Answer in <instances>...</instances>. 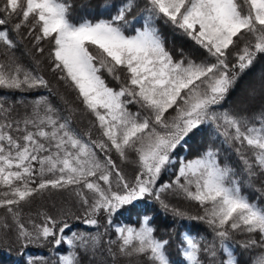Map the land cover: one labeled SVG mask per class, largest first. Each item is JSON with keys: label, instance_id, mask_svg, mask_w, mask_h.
Wrapping results in <instances>:
<instances>
[{"label": "snow or ice", "instance_id": "obj_1", "mask_svg": "<svg viewBox=\"0 0 264 264\" xmlns=\"http://www.w3.org/2000/svg\"><path fill=\"white\" fill-rule=\"evenodd\" d=\"M70 7L66 0H5L0 5V25L16 14L20 22L14 30L18 31L31 18L29 34L38 28L35 42L50 45L51 70L94 118L91 128L82 133L72 125L74 110L61 115L47 97L35 100L31 114L19 119L0 103V208L15 223L19 247L48 243L59 248L64 243L65 253L52 252L58 264H80L77 248L86 247V234L67 235L71 228L67 219L43 214L42 223L31 221V228L19 219L20 204L30 202L37 192L70 188L86 206L85 224L96 227L95 217L101 212L106 215L117 235L109 244L118 241L120 254L146 255L152 264H171L167 241L154 236L150 217L145 216L139 227L113 224L112 217L146 196L167 209L161 193L174 191L203 209V216L192 219L205 220L215 237L202 249L197 238L186 233L184 264H204L202 252L210 264H239L226 242L230 230L238 229L259 234L241 246L259 248L251 264H264V206L242 193L234 170L219 163L218 151L209 146L191 160L181 157L178 164L172 157L185 137L201 125H210L223 143L237 146L249 176L256 174L254 169L264 172V113L255 116L253 124L247 117L214 108L232 88L234 69L243 71L257 54H264V0H148L142 26L132 31H128L132 22L127 15L133 0L114 6V15L109 9L108 18L74 21ZM157 19L181 30L206 57L174 59L153 23ZM246 37L251 39L237 50ZM0 44L16 47L6 29H0ZM37 51L45 49L41 46ZM232 56L235 61L230 64ZM104 73L120 87H110ZM41 87L47 88L48 81L14 56L0 60V88L25 92ZM129 105L138 109L133 112ZM92 128L99 138H92ZM241 149H251V158ZM112 151L121 159L135 153L137 172L131 180L117 167ZM173 165L175 178L157 186L161 172L173 171ZM174 214L183 215L179 210ZM4 220L0 217V226L7 229ZM37 259L48 264L44 257ZM26 264H33V258Z\"/></svg>", "mask_w": 264, "mask_h": 264}, {"label": "trees", "instance_id": "obj_2", "mask_svg": "<svg viewBox=\"0 0 264 264\" xmlns=\"http://www.w3.org/2000/svg\"><path fill=\"white\" fill-rule=\"evenodd\" d=\"M126 2L127 0H66V3L71 5L69 12L74 21L82 18H108L109 9H113L112 14L114 15V6ZM4 3L5 0H0V5ZM147 4L148 0H133L132 11L127 15V19L132 22L128 31L142 26L143 18L147 15ZM0 18H3V13H0ZM19 22L18 15L14 14L8 17L7 24L0 25V29H6L16 44L14 49H8L7 46L0 44V60L14 56L25 67L42 75L48 81V87L25 92L0 88V103L5 107H10L12 115L19 119L31 114L35 100L40 97H47L48 101L60 110L61 115H68L70 110H74L72 111L73 127L79 132H87L91 128L90 122L94 118L83 108L81 102L76 98V93L58 78L57 73L51 70L47 56L50 45L47 41H41L39 44L35 42L38 28L29 34L31 18L27 25H22L16 31L14 30L15 25ZM153 23L159 29L165 47L174 59L187 57L199 61L206 57L205 51L184 35L181 30L174 28L170 23H165L163 19H157ZM249 39L251 38L246 37L245 40H241L237 50ZM41 46L45 49L44 53L37 51V48ZM229 51L232 49L230 48ZM234 61L235 56L229 58L230 64ZM234 71L236 79L232 88L225 99L219 105H215L214 108L247 117L251 123L255 124L257 121L254 117L264 113V54H257L252 65L243 71L238 68ZM104 77L110 87H120V83L108 76L107 73H104ZM243 95L247 96V102L242 99ZM129 109L135 112L138 106L129 105ZM13 135H17V133H13ZM92 138H99L98 130L95 128H92ZM184 144L187 145L186 148ZM209 146L218 151L219 163L222 166L228 165L234 170L236 179L240 181L242 193L250 201L264 206V172L254 169L256 174L249 176L248 172L245 171L240 155L237 154V146L234 143H223L222 138L214 134L210 125H201L199 129H195L185 137L181 145H178L172 153V157L178 164L181 157L185 160H191ZM251 151V149H241V153L249 158H251ZM97 155L103 158L104 154L97 151ZM110 155L117 167L129 180L136 175L135 153H129L127 159H121L115 151H112ZM172 167L173 171L166 169L161 172L157 186L170 183L175 178V165ZM86 194L91 195L90 193ZM161 200L169 205L167 209L162 207L160 201L150 196L135 201L132 205H126L112 217L113 224L138 227L145 216L150 217V223L155 228L154 236L158 240L167 241L165 250L171 264H184V257L182 256L184 235L187 233L196 237L203 249L215 239L212 227L205 220L192 219V217L203 216V209L196 202L185 199L179 192L166 191L161 193ZM85 208L86 206L79 202V198L70 188L62 190L49 188L43 192H37L30 202L20 204L19 219L29 228L32 227L31 221L42 223L43 214L67 219L71 225V228L66 230L67 235L71 236L72 232H76L77 235L86 234V247L77 248L80 264H152L146 255L120 254L118 241L109 244L110 241L117 240V235L114 229L107 224L106 215L103 212L98 214L95 217L98 220V225L91 227L84 223ZM174 210H179L183 215H175ZM0 217L5 218L4 223L10 226L7 229L0 226V264H26L28 258H33V264H40V260L37 259L39 257H44L48 264H54V262L58 264L57 257L52 252H66L67 246L64 243L59 248H54L48 243H39L29 244L21 249L16 243V226L11 215L4 208H0ZM250 236L259 238L257 233L249 234L239 229L230 230L226 242L235 250L239 264H251L252 257L261 251L259 248L245 249L241 246ZM97 239L98 242H96ZM109 248H111V252ZM218 258H223V253L219 250ZM201 260L204 264H210L209 258L203 252L201 253Z\"/></svg>", "mask_w": 264, "mask_h": 264}, {"label": "rangeland", "instance_id": "obj_3", "mask_svg": "<svg viewBox=\"0 0 264 264\" xmlns=\"http://www.w3.org/2000/svg\"><path fill=\"white\" fill-rule=\"evenodd\" d=\"M242 99H245V100H246V102H247V99H248V98H247V96H246V95H243V96H242ZM242 102H243L244 104H246V103H245L243 100H242ZM138 227H139V226H138Z\"/></svg>", "mask_w": 264, "mask_h": 264}]
</instances>
